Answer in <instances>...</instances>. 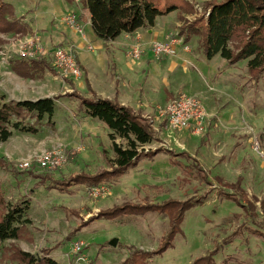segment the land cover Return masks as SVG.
Wrapping results in <instances>:
<instances>
[{
	"label": "rangeland",
	"instance_id": "rangeland-1",
	"mask_svg": "<svg viewBox=\"0 0 264 264\" xmlns=\"http://www.w3.org/2000/svg\"><path fill=\"white\" fill-rule=\"evenodd\" d=\"M4 1L13 9L25 4L14 15L26 20L30 34L12 33L8 37L7 33H0V93L6 101L61 96L55 101L51 118L44 116L36 133L12 129L11 136L0 141V158L7 163V168L0 167V190L9 206L22 210L19 223L24 228L23 238L0 242V264L8 263L3 252L11 244L33 253L49 249L59 264H120L129 256L126 246L155 250L169 229L168 217L151 211L113 220L88 219L125 202L159 204L170 199L200 203L185 211L181 232L175 235L172 246L150 259L152 263L190 264L199 256L213 253L216 264H264V216L260 209V200L264 199V71L254 80L248 72L247 59L231 65L216 54L208 60L201 53V36L192 35L188 42L182 40L178 29L202 14L206 0H189L195 10L186 17L183 12L159 17L162 32L155 38L144 40L148 26L126 36L124 55L135 63L142 58L148 62V66L131 73L128 80L140 91L139 99L131 106L146 116L154 128L153 140L142 148L157 152L150 159L141 158L119 177L92 187L74 185L69 191L47 188L49 181H40L43 177L63 180L80 172L94 175L110 169L114 158L110 131L79 109L76 97L67 95H86L83 72L80 69L79 76L73 77L58 70H44L31 78L16 74L11 65L15 60L29 62L37 58L52 64L46 56L28 59L19 53L35 38L49 52L56 46L68 45L50 46L38 32H31V27L42 26L40 29L48 31L50 22L51 26L66 24L79 33L82 28L68 24L70 13L59 19L43 11L35 15L38 0ZM72 4L81 8L80 1L73 0ZM61 28L58 26L57 30ZM164 39L175 41V51L155 58L150 46L153 41ZM134 46L141 49L136 58L129 55ZM113 68L112 57L108 59L101 53L93 76H111L114 80L118 75ZM179 94L195 96L203 103L207 114L202 133L171 128L161 115L163 106ZM145 99L149 100L147 111L137 108ZM33 121L34 117L26 119L27 123ZM116 142L126 146L123 138L116 137ZM43 152L60 154L63 160L58 166L40 167L35 159ZM170 156L177 165L170 163ZM26 159H33L32 164L20 168V162ZM195 160L203 166L208 181L197 171ZM215 176L226 182L241 177L240 186L254 201L257 214L252 216L241 205L222 197L220 190L234 191L220 185ZM113 238L117 239L115 245L109 243ZM77 246L81 250L75 251Z\"/></svg>",
	"mask_w": 264,
	"mask_h": 264
},
{
	"label": "trees",
	"instance_id": "trees-1",
	"mask_svg": "<svg viewBox=\"0 0 264 264\" xmlns=\"http://www.w3.org/2000/svg\"><path fill=\"white\" fill-rule=\"evenodd\" d=\"M73 2V0H67ZM81 7L89 13L90 24L95 36L104 41H110L121 33H132L144 26H153L155 18L166 15L173 10L185 14H192L194 5L189 0H80ZM203 12L198 18L180 26L178 33L184 42H188L192 35H199L201 52L206 59L219 54L228 64H235L247 59V69L250 76L257 78L264 71V0H206L202 4ZM183 18L180 16L179 19ZM0 33H26V26L19 22L14 15L13 6L0 0ZM234 42V45H231ZM78 63V61H77ZM79 65V64H78ZM12 70L23 77H37L40 72L48 70L56 73L48 62L43 59H32L29 62L15 60ZM81 69V66L79 65ZM85 84L91 90L86 77ZM91 96H82L77 92L72 95L79 100L78 108L87 116L103 122L109 129L114 158L110 169L102 170L94 175L77 173L63 180H54L43 177L40 184L47 181V188L69 191L74 185L97 186L101 182L119 177L128 169L137 165L141 158H152L156 150H144L143 145L150 143L154 138V128L151 122L139 110L121 104L115 99L101 97L91 90ZM61 95L56 94L37 99L5 100L0 93V141H6L12 134V129L36 133L38 125L44 116L51 118L54 113L55 101ZM27 117H34L32 123H27ZM163 125V123H161ZM116 137L123 138L126 146L116 142ZM173 154L171 150L168 152ZM183 153V152H180ZM170 163L177 162L170 156ZM194 166L202 174L204 181L206 172L203 166L195 160ZM0 167L7 168V163L0 158ZM222 186H228L233 193L221 191L222 197L241 205L246 212L255 216L256 205L247 197L241 188L242 178L234 182H226L220 176H215ZM238 194V195H237ZM256 201V200H255ZM200 202L189 200H165L159 204H134L125 202L106 208L92 215L88 220H113L122 216L143 215L156 211L165 214L169 219V229L161 238L158 247L146 251L126 246L129 256L120 264H154L150 261L172 246L176 234L181 232L180 224L185 211L198 205ZM260 209L264 216V199L260 200ZM21 209L18 206H9L0 190V242L7 239L23 238V225L19 223ZM213 253L195 258L190 264H216ZM3 257L8 259L7 264H59L50 256L49 249H41L39 253L24 250L14 244L5 248ZM2 257L0 258L1 261Z\"/></svg>",
	"mask_w": 264,
	"mask_h": 264
},
{
	"label": "crops",
	"instance_id": "crops-1",
	"mask_svg": "<svg viewBox=\"0 0 264 264\" xmlns=\"http://www.w3.org/2000/svg\"><path fill=\"white\" fill-rule=\"evenodd\" d=\"M56 1L57 2H53L50 0H38L39 5H37L36 9L34 10V14L38 16V15H41L43 11L44 13H49L50 15H53L54 17L58 18L64 13H72V11H74L77 14L78 24L82 28V33L74 31V29L68 27L66 24L65 25L56 24L54 26H51L50 22L47 23L49 27L48 31L47 30L44 31L45 29L43 30L40 29L42 26H36L37 28L31 27L30 31L38 32L42 38V41L50 46L53 44H57V43H63V44L66 43L70 45L77 54V61H78V64L81 66V70L83 72L84 84H85L84 77H86L90 84L91 90L95 92L97 95L101 97L115 99L121 104L128 105V106H131L132 104H134V100H138L140 97V91L139 90L136 91L133 88L134 86H131L130 81L128 80V76H130L131 73L134 74V72H136V69L141 70L143 69L144 66H148L147 65L148 62L145 60V58H142L136 63L132 62L122 52L123 47L127 43L126 36L131 33L123 32L118 37L110 41L101 40L97 38L92 31L89 13L86 9L82 7L78 8L74 4H72V2H68L67 0H56ZM49 2L52 4L51 5L48 4ZM24 7H25L24 3L18 4L16 7H14V11L16 13H19V11L22 10ZM54 8L58 10L56 11V9ZM173 12L174 13L179 12L180 14V11L176 9V10L169 12L166 15H169L170 13H173ZM183 15L186 17L188 14L184 13ZM161 16H165V15L157 16L155 18L154 25L146 29V31L149 33L147 36L144 37V40H146V37L147 39L155 38L157 37V34L159 35L162 32V29L160 26L161 23H159L158 21V18ZM15 18L19 19L22 24L26 23V20L21 18V16L15 15ZM58 26L62 27L61 31L57 30ZM141 28H138L134 32H138ZM28 31H29V28H27L26 34H30L28 33ZM9 34H12V33H7L5 35L9 37ZM87 45L91 46L90 48L91 50L88 48ZM101 53L107 55L108 59L112 57L113 63H114L113 73L117 74L118 78L116 79L114 78L113 80L111 76L110 77L107 76V78H105V76H101V77L93 76V73H95L93 72V69L97 67L98 56ZM85 88H86V91L84 92L86 94L85 96H90L91 90L89 89L87 90L86 84H85ZM144 93L145 92L143 90L142 95H144ZM141 102H142V105H138L137 108L140 107L142 110H145V111L149 110L148 108L149 100L145 99L144 102L143 101ZM92 119H95V118H92ZM99 122L102 123L104 126H106L103 122L101 121Z\"/></svg>",
	"mask_w": 264,
	"mask_h": 264
},
{
	"label": "built area",
	"instance_id": "built-area-1",
	"mask_svg": "<svg viewBox=\"0 0 264 264\" xmlns=\"http://www.w3.org/2000/svg\"><path fill=\"white\" fill-rule=\"evenodd\" d=\"M196 7L198 8V6ZM66 19L70 26L79 29L75 13H70ZM174 42V40L167 39L153 41L150 46L152 55L155 58H159L162 55L174 53ZM19 53L28 59L36 55L46 56L48 60L51 58V66L62 75L78 77L81 73L77 63V54L70 45L56 46L52 52H49L44 48L40 39L35 38V40H31L25 46H22ZM140 54L141 49L139 46H134L129 52V55L134 58ZM160 113L171 128L190 130L196 134L202 133L205 129L207 113L203 103L195 96L186 94L176 95L163 106ZM62 160V155H52L48 152H43L40 157L35 159L36 164L40 167L58 166ZM32 161L33 159H26L20 162V168H28L32 164ZM79 250H81V246L75 248V251Z\"/></svg>",
	"mask_w": 264,
	"mask_h": 264
},
{
	"label": "water",
	"instance_id": "water-1",
	"mask_svg": "<svg viewBox=\"0 0 264 264\" xmlns=\"http://www.w3.org/2000/svg\"><path fill=\"white\" fill-rule=\"evenodd\" d=\"M116 242H117V239H116V238H113V239H111V240L109 241V243L112 244V245H115Z\"/></svg>",
	"mask_w": 264,
	"mask_h": 264
}]
</instances>
